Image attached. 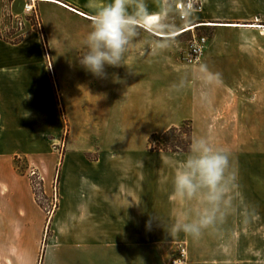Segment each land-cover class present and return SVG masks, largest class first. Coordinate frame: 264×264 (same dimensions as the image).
Masks as SVG:
<instances>
[{
  "label": "crops",
  "instance_id": "0c3cea01",
  "mask_svg": "<svg viewBox=\"0 0 264 264\" xmlns=\"http://www.w3.org/2000/svg\"><path fill=\"white\" fill-rule=\"evenodd\" d=\"M204 1L207 5L211 0ZM56 2L60 4L37 1L86 21L95 15L87 0ZM230 2L240 15L241 9L245 14L252 8L264 10V0ZM154 12L153 6L143 11L141 21ZM37 42L0 39V161L43 151L44 110L53 109L56 100ZM114 79V90L98 94L91 89L88 101L84 98L87 161L85 154L75 152L68 167L63 162L60 196L50 215L29 187H18L0 169V264H168L176 243L185 244L187 264H264V167L262 154L252 150L264 137L251 103L233 104L231 89L219 88L210 105L201 92L189 106L182 101L176 105L179 99L171 96L158 105L155 84L145 82L154 80L152 75L118 72ZM98 84L104 86L102 80ZM186 120L191 142L205 138L229 154L223 198L198 236L170 230L176 217L190 222L211 207L203 197L170 199L175 167L189 152L148 146L152 135ZM46 222L50 233L41 251Z\"/></svg>",
  "mask_w": 264,
  "mask_h": 264
},
{
  "label": "rangeland",
  "instance_id": "374dc122",
  "mask_svg": "<svg viewBox=\"0 0 264 264\" xmlns=\"http://www.w3.org/2000/svg\"><path fill=\"white\" fill-rule=\"evenodd\" d=\"M184 1L187 0H174L175 8L181 11L179 5ZM108 3L110 0H87V9L96 13ZM127 3L129 12L134 14L137 0H127ZM142 3L140 13L155 7L156 12L152 14L158 15L159 21L166 19L173 30H160L159 23L150 30L138 25V34L123 58V66L108 67L106 78H98L79 65L86 51L85 38L91 30L92 19L82 20L55 5H38L33 0H0V36L11 42L29 38L38 41L37 55L46 63L56 100L53 109L44 110L47 121L43 151L15 155L11 161L1 160L0 169L5 175L12 176L18 187H29L33 199L47 216L58 204L63 162L64 167H68L73 161L70 156L75 152L85 154L87 161V110H84V98L86 96L88 101L91 92L88 90L91 89L98 90V94L100 90H114L112 82H116L114 77L118 72L126 74L134 71L155 77L145 82L155 84L153 94L157 97L158 105L166 103L161 102L162 97L171 96L172 99H179L176 105L182 101V104L189 106L196 92L203 93L210 105L211 98L219 88H229L232 95L230 102L239 104L245 100L251 103L253 114L261 121V136L264 137V10L252 8L251 14H245L241 9L240 15L230 0H211L207 5L204 0H196L194 10L187 12V19H181L171 9L173 0H142ZM26 5H31L32 10L26 12ZM205 22L256 23L263 30L246 26L206 25ZM188 25L193 28L173 36ZM195 37H205L206 42L195 61L190 62V44ZM101 80L104 86L98 84ZM105 85L113 88H106ZM252 121L255 123L256 119ZM173 127L181 128V131L152 135L148 140L150 149L160 151L157 149L165 146L166 141L184 145L186 132L191 129L190 121ZM252 150L262 154L260 165L264 167V142L253 144ZM32 171H36L41 178L32 175ZM2 212L3 208L0 207V219ZM48 226L46 222L41 251L45 237L50 233ZM177 244L174 246L175 255Z\"/></svg>",
  "mask_w": 264,
  "mask_h": 264
},
{
  "label": "clouds",
  "instance_id": "9594fccd",
  "mask_svg": "<svg viewBox=\"0 0 264 264\" xmlns=\"http://www.w3.org/2000/svg\"><path fill=\"white\" fill-rule=\"evenodd\" d=\"M136 7L137 11L133 14L129 12L127 0H110V3L96 11L92 17L91 30L85 38L86 51L79 60L84 71L94 77L106 78V68L123 66V58L138 34L142 0H137ZM171 9L187 19L185 11L175 8L174 0ZM158 23L160 30H173L166 19L162 18ZM228 167L229 154L225 150L214 147L205 138L192 140L187 157L175 167L170 199L183 202L203 197L204 202L211 207H204L198 218L190 222L181 216L176 217L170 228L172 232L182 231L198 236L201 229L212 222L214 210L225 192Z\"/></svg>",
  "mask_w": 264,
  "mask_h": 264
},
{
  "label": "built area",
  "instance_id": "2783aa9c",
  "mask_svg": "<svg viewBox=\"0 0 264 264\" xmlns=\"http://www.w3.org/2000/svg\"><path fill=\"white\" fill-rule=\"evenodd\" d=\"M196 0H187L184 1L179 5L181 11H185V14L187 16V12L194 10V3ZM32 7L31 5L25 6V11H31ZM181 19H184L180 17ZM206 39L205 37H195L190 44V62L195 61V58L198 57L199 53L204 48ZM32 175L37 176L38 178H41L40 175L36 174V171H32ZM186 248L184 243H178L177 244V253L174 258L171 259L170 264H186Z\"/></svg>",
  "mask_w": 264,
  "mask_h": 264
},
{
  "label": "bare ground",
  "instance_id": "6f19581e",
  "mask_svg": "<svg viewBox=\"0 0 264 264\" xmlns=\"http://www.w3.org/2000/svg\"><path fill=\"white\" fill-rule=\"evenodd\" d=\"M34 2L35 1H41V0H33ZM54 2H56V0H53ZM57 3V2H56ZM78 13V12H77ZM83 14V13H82ZM159 22V16L158 15H155V14H152V15H148L146 16L142 21H140V23L142 24H138V25H141L142 27L150 30L156 23ZM206 25H217V26H237V24H234V23H214V22H205ZM199 25V24H198ZM249 26L247 27H254V28H258V29H261L263 30L262 26L260 24H248ZM241 26V25H240ZM193 27H189V25L183 29L182 31H179L175 34H173V36H176V35H179L180 33H183L185 31H188L190 29H192ZM158 34V33H157ZM159 35H162V34H159Z\"/></svg>",
  "mask_w": 264,
  "mask_h": 264
},
{
  "label": "trees",
  "instance_id": "16d2710c",
  "mask_svg": "<svg viewBox=\"0 0 264 264\" xmlns=\"http://www.w3.org/2000/svg\"><path fill=\"white\" fill-rule=\"evenodd\" d=\"M0 39L5 41V42H8V43H11V44H18L19 42H21V39L20 40H17V41H9L7 39H4L0 36ZM181 131V128H177V127H171L170 129L166 130L164 132V134H167L171 131ZM187 134V141L184 145H174L172 141H166L165 143V146L163 147H159L157 150H162V151H167V152H189V147H190V144H191V129L186 132Z\"/></svg>",
  "mask_w": 264,
  "mask_h": 264
}]
</instances>
